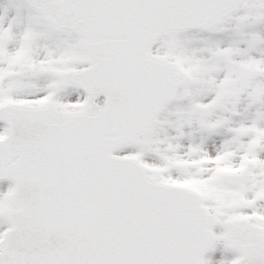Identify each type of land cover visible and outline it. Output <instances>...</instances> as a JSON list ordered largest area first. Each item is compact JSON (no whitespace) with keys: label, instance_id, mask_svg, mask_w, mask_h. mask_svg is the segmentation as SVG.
Instances as JSON below:
<instances>
[{"label":"snow or ice","instance_id":"1","mask_svg":"<svg viewBox=\"0 0 264 264\" xmlns=\"http://www.w3.org/2000/svg\"><path fill=\"white\" fill-rule=\"evenodd\" d=\"M0 264H264V0H0Z\"/></svg>","mask_w":264,"mask_h":264}]
</instances>
